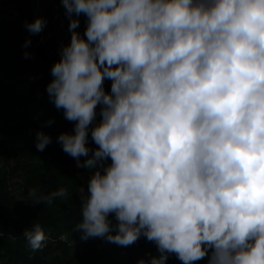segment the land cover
<instances>
[{"label":"clouds","instance_id":"clouds-1","mask_svg":"<svg viewBox=\"0 0 264 264\" xmlns=\"http://www.w3.org/2000/svg\"><path fill=\"white\" fill-rule=\"evenodd\" d=\"M62 3L71 36L46 91L74 122L56 142L87 170L74 231L146 237L159 254L137 264H264V0ZM52 142L35 131L38 150ZM67 195L29 191L34 205ZM23 235L32 249L47 239L40 223Z\"/></svg>","mask_w":264,"mask_h":264},{"label":"trees","instance_id":"trees-1","mask_svg":"<svg viewBox=\"0 0 264 264\" xmlns=\"http://www.w3.org/2000/svg\"><path fill=\"white\" fill-rule=\"evenodd\" d=\"M3 2L15 5L19 16L0 13V264H137L149 253L158 255L155 243L146 237L121 246L99 236L84 239L80 230L74 231L81 218L78 189L82 184L87 187V170L56 142L59 132L71 130L74 122L65 119L46 91L51 66L70 41L69 17L62 0ZM39 2L36 11L33 5ZM36 14L47 22L33 34L25 21ZM84 28L82 14L79 30ZM28 37L31 42L26 44ZM110 83L105 80L106 90ZM50 117L53 122L45 123ZM39 128L53 138L42 151L35 146ZM89 144L95 147L91 138ZM60 186L67 189V196L31 203V188L47 193ZM31 223H40L47 235L39 249H32L23 235ZM207 259L194 264H207ZM165 264L183 262L173 253Z\"/></svg>","mask_w":264,"mask_h":264},{"label":"built area","instance_id":"built-area-1","mask_svg":"<svg viewBox=\"0 0 264 264\" xmlns=\"http://www.w3.org/2000/svg\"><path fill=\"white\" fill-rule=\"evenodd\" d=\"M57 8V6H56ZM7 12L11 17H18L19 12L16 9V6L13 4H9L3 1H0V13Z\"/></svg>","mask_w":264,"mask_h":264},{"label":"rangeland","instance_id":"rangeland-1","mask_svg":"<svg viewBox=\"0 0 264 264\" xmlns=\"http://www.w3.org/2000/svg\"><path fill=\"white\" fill-rule=\"evenodd\" d=\"M15 2H17V0H15ZM39 5H40V2H39V4H34V5H33V8H35V10L37 11ZM56 6H57V5H55V8H56ZM57 8H58V6H57ZM57 8H56V9H57ZM36 16H40V15H37V14H36Z\"/></svg>","mask_w":264,"mask_h":264},{"label":"crops","instance_id":"crops-1","mask_svg":"<svg viewBox=\"0 0 264 264\" xmlns=\"http://www.w3.org/2000/svg\"><path fill=\"white\" fill-rule=\"evenodd\" d=\"M1 1V0H0ZM3 1H7V0H3ZM8 1H11V0H8ZM12 1H14L15 2V0H12Z\"/></svg>","mask_w":264,"mask_h":264},{"label":"water","instance_id":"water-1","mask_svg":"<svg viewBox=\"0 0 264 264\" xmlns=\"http://www.w3.org/2000/svg\"><path fill=\"white\" fill-rule=\"evenodd\" d=\"M140 238H144V236H141Z\"/></svg>","mask_w":264,"mask_h":264}]
</instances>
